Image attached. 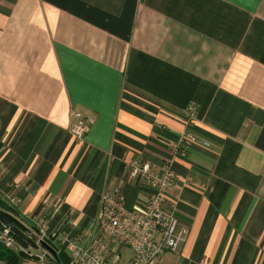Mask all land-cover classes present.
<instances>
[{
	"label": "crops",
	"instance_id": "obj_1",
	"mask_svg": "<svg viewBox=\"0 0 264 264\" xmlns=\"http://www.w3.org/2000/svg\"><path fill=\"white\" fill-rule=\"evenodd\" d=\"M184 132L208 146L177 157ZM132 158L175 175L187 236L158 264H264V0H0V209L87 232L104 191L144 195Z\"/></svg>",
	"mask_w": 264,
	"mask_h": 264
},
{
	"label": "built area",
	"instance_id": "obj_2",
	"mask_svg": "<svg viewBox=\"0 0 264 264\" xmlns=\"http://www.w3.org/2000/svg\"><path fill=\"white\" fill-rule=\"evenodd\" d=\"M194 115L195 108L189 106L185 113L186 122L192 121ZM71 116L77 122L70 127V133L81 142L93 121L76 112H71ZM197 144L208 146L192 133L184 132L173 148L174 154L183 157L187 149ZM124 169L127 180H134L144 191L134 206L125 208L119 191L106 190L101 196L93 229L75 235L61 231L52 234L45 220H38L34 231L28 234L38 246L33 264L52 261L41 243L65 253L68 264H116L120 256L116 247L130 250L131 258L127 264H158L163 255L179 248L186 240L187 230L179 226L171 206L166 208L169 193L175 186L171 164L165 162L153 167L148 162L132 158L125 162ZM0 246L14 254L21 249L17 238L3 226H0Z\"/></svg>",
	"mask_w": 264,
	"mask_h": 264
},
{
	"label": "water",
	"instance_id": "obj_3",
	"mask_svg": "<svg viewBox=\"0 0 264 264\" xmlns=\"http://www.w3.org/2000/svg\"><path fill=\"white\" fill-rule=\"evenodd\" d=\"M0 224L9 229L12 234L24 244L28 245L31 249L37 250L38 246L26 235L29 233L15 217L11 214L0 209ZM41 247L48 252V258L58 263L57 252L46 243H41Z\"/></svg>",
	"mask_w": 264,
	"mask_h": 264
},
{
	"label": "trees",
	"instance_id": "obj_4",
	"mask_svg": "<svg viewBox=\"0 0 264 264\" xmlns=\"http://www.w3.org/2000/svg\"><path fill=\"white\" fill-rule=\"evenodd\" d=\"M18 240V239H17ZM19 241V240H18ZM24 245L22 242H20ZM58 263L59 264H68V258L63 252H57ZM24 259H27L23 256V254H14L0 246V260L4 262V264H20ZM54 264H57L54 262Z\"/></svg>",
	"mask_w": 264,
	"mask_h": 264
},
{
	"label": "rangeland",
	"instance_id": "obj_5",
	"mask_svg": "<svg viewBox=\"0 0 264 264\" xmlns=\"http://www.w3.org/2000/svg\"><path fill=\"white\" fill-rule=\"evenodd\" d=\"M89 230V229H88ZM88 230H86V231H88ZM81 232H85V231H81ZM87 234V233H86ZM125 248H127V247H125ZM36 252H37V250H35ZM131 253V252H130ZM65 254V253H64ZM66 255V254H65ZM66 257L68 258V256L66 255ZM131 258V257H130ZM23 264H30V263H28V262H24ZM46 264H53V263H46Z\"/></svg>",
	"mask_w": 264,
	"mask_h": 264
}]
</instances>
